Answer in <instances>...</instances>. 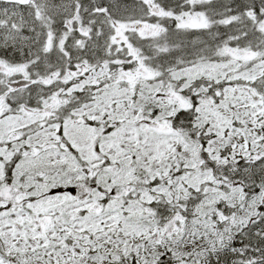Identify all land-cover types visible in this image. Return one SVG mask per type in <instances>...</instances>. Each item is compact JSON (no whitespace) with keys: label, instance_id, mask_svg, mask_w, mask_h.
<instances>
[{"label":"snow or ice","instance_id":"obj_1","mask_svg":"<svg viewBox=\"0 0 264 264\" xmlns=\"http://www.w3.org/2000/svg\"><path fill=\"white\" fill-rule=\"evenodd\" d=\"M0 264H264V0H0Z\"/></svg>","mask_w":264,"mask_h":264}]
</instances>
